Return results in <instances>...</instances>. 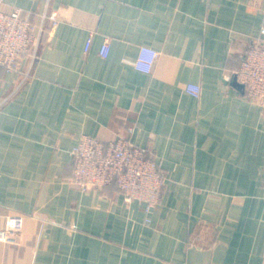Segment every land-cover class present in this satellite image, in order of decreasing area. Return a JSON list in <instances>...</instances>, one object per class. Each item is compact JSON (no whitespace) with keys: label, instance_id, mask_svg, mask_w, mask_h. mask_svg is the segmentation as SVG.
I'll list each match as a JSON object with an SVG mask.
<instances>
[{"label":"crops","instance_id":"0c3cea01","mask_svg":"<svg viewBox=\"0 0 264 264\" xmlns=\"http://www.w3.org/2000/svg\"><path fill=\"white\" fill-rule=\"evenodd\" d=\"M12 5L42 33L25 79L27 59L0 66V227L24 215L0 264H264V110L229 80L264 0H3ZM142 45L158 51L148 73L133 65ZM118 130L165 173L148 212L113 186L71 181L65 152L78 137Z\"/></svg>","mask_w":264,"mask_h":264},{"label":"built area","instance_id":"2783aa9c","mask_svg":"<svg viewBox=\"0 0 264 264\" xmlns=\"http://www.w3.org/2000/svg\"><path fill=\"white\" fill-rule=\"evenodd\" d=\"M2 4L3 0H0V66L6 71H17L22 61L27 59L28 68L23 72L25 79L30 66L38 57L42 27L33 31L32 11L24 15L18 6L4 8ZM48 17L54 22V14ZM89 45L90 37L84 49L87 50ZM108 51L109 42L105 40L99 54L106 57ZM157 56L158 51L142 45L133 65L137 70L148 73ZM229 80L241 89L243 96L255 101L264 110V10L257 35L251 39L238 66L231 71ZM186 91L197 97L200 87L187 84ZM131 130L128 128V131ZM65 157L72 163V183L82 190L113 186L125 203L139 201L145 212L159 203L166 180L164 171L151 149L135 145L121 130L117 131L115 139L111 141L81 134L77 142L65 152ZM23 224V214L5 215L0 227V241L13 240ZM15 264L23 262L17 260Z\"/></svg>","mask_w":264,"mask_h":264}]
</instances>
